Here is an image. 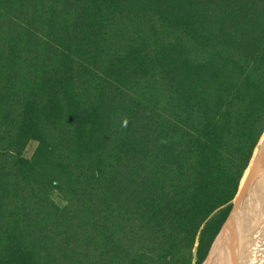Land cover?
Returning a JSON list of instances; mask_svg holds the SVG:
<instances>
[{
  "label": "trees",
  "instance_id": "1",
  "mask_svg": "<svg viewBox=\"0 0 264 264\" xmlns=\"http://www.w3.org/2000/svg\"><path fill=\"white\" fill-rule=\"evenodd\" d=\"M263 134L264 0H0V264H201Z\"/></svg>",
  "mask_w": 264,
  "mask_h": 264
},
{
  "label": "bare ground",
  "instance_id": "2",
  "mask_svg": "<svg viewBox=\"0 0 264 264\" xmlns=\"http://www.w3.org/2000/svg\"><path fill=\"white\" fill-rule=\"evenodd\" d=\"M263 185H264L263 180L262 179L259 180V183H257V194L261 193V189L264 187ZM261 199H258V200L256 199V202L252 208L253 212L249 214L250 216H253L254 218L256 217L257 224H256L255 230H253L255 226L254 228L253 227L246 228V226L250 224L249 222L252 217L250 218L249 216H247L248 218L244 219L242 212L241 213L237 212V207L236 206L234 207V210L231 213V227H230L229 237H228V242H227L226 255H225V259L222 262V264H239V263L254 264L255 260L257 259V252L259 248L258 247L259 245L258 237H261L260 236L261 235L260 230L262 228L261 225H264V214L263 212H261V205H262ZM262 260H261V263H263Z\"/></svg>",
  "mask_w": 264,
  "mask_h": 264
},
{
  "label": "rangeland",
  "instance_id": "3",
  "mask_svg": "<svg viewBox=\"0 0 264 264\" xmlns=\"http://www.w3.org/2000/svg\"><path fill=\"white\" fill-rule=\"evenodd\" d=\"M262 139V138H261ZM261 139H260V141H261ZM260 141H259V143L257 144V146H256V148L254 149V151H256V149H257V147H258V145L260 144ZM36 147H37V144L36 143H34V142H31V143H29L26 147H25V149H24V151H23V156L26 158V159H30L33 155H34V153H35V150H36ZM253 155H254V152H253ZM248 168H249V166H248ZM247 168V169H248ZM246 169V171H245V173H244V175L242 176V178H241V181H242V179L243 178H245L246 179V174H247V172H248V170ZM261 173V175H263V178H262V180H263V182H264V170L261 172H259V174ZM261 178V177H260ZM245 179L243 180V182H240V188H241V186H242V184L244 183V181H245ZM264 186V185H263ZM263 195H264V187L261 189V193L260 194H257L256 195V197H255V200H254V202H253V205L255 204V202H256V199L258 200V199H261L260 201H261V212H263V214H264V197H263ZM54 200L56 201V202H58L59 204H61L62 205V203H61V201L58 199V197H55L54 198ZM253 205H252V207H251V210H252V208H253ZM251 212H253V211H249L248 210V212H247V210H245L244 212L242 211V214H243V218L244 219H247L248 217L247 216H249L251 219H252V221H251V219H250V224H248L247 226H246V228L248 227V228H252V225L253 226H256V224H257V220H256V217L254 218L253 216H250L249 214H251ZM254 214V213H253ZM252 214V215H253ZM246 217V218H245ZM254 219V220H253ZM259 222V221H258ZM251 226V227H250ZM262 226V228H261V230H260V236L261 237H258L259 239V245H258V252H257V259L255 260V262H254V264H264V260H262V259H264V225H261ZM230 227H231V216H230V218L228 219V221L226 222V224L222 227V229L220 230V232H219V234L217 235V237H216V239H215V241H214V243H213V245H212V247L210 248V251H209V253H208V255H207V257H206V259H205V261L203 262V264H222V262L224 261V259H225V255H226V250H227V243H225L224 242V239H225V237H226V233H227V231L228 230H230ZM263 235V236H262ZM261 260H262V262L263 263H261ZM192 263H193V261H192ZM239 264H241V263H239Z\"/></svg>",
  "mask_w": 264,
  "mask_h": 264
},
{
  "label": "water",
  "instance_id": "4",
  "mask_svg": "<svg viewBox=\"0 0 264 264\" xmlns=\"http://www.w3.org/2000/svg\"><path fill=\"white\" fill-rule=\"evenodd\" d=\"M261 138L262 139L260 141V144L258 145L256 151H254V155H252V158L250 160L249 169H248V172L246 174V179H245L244 183L242 184L241 188L239 187V190H238V192L234 198L232 209H231L229 215L232 213L235 206L237 207V212H240V213L244 210L252 211L251 207H252L253 202L255 200V197L257 195V183H259V180H261L263 178V175H261V173L259 174V172L260 171L262 172L264 170V134ZM229 215H228V217H229ZM252 227L254 228L253 225H252ZM255 229H256V226L253 230H255ZM219 232L217 233V235L219 234ZM217 235H216V237H217ZM216 237H215V239H216ZM215 239L213 240V243H214ZM213 243L211 244V247H212Z\"/></svg>",
  "mask_w": 264,
  "mask_h": 264
},
{
  "label": "flooded vegetation",
  "instance_id": "5",
  "mask_svg": "<svg viewBox=\"0 0 264 264\" xmlns=\"http://www.w3.org/2000/svg\"><path fill=\"white\" fill-rule=\"evenodd\" d=\"M229 231H230V230L227 231L226 236H227V234L229 233ZM228 237H229V234H228ZM227 242H228V241H227Z\"/></svg>",
  "mask_w": 264,
  "mask_h": 264
}]
</instances>
